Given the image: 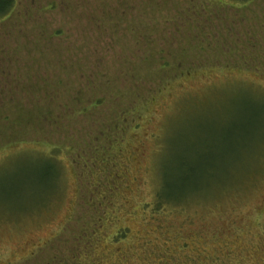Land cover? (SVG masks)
Listing matches in <instances>:
<instances>
[{
  "label": "rangeland",
  "instance_id": "1",
  "mask_svg": "<svg viewBox=\"0 0 264 264\" xmlns=\"http://www.w3.org/2000/svg\"><path fill=\"white\" fill-rule=\"evenodd\" d=\"M17 2L0 22V264H264V0ZM185 151L217 192L151 222Z\"/></svg>",
  "mask_w": 264,
  "mask_h": 264
},
{
  "label": "trees",
  "instance_id": "2",
  "mask_svg": "<svg viewBox=\"0 0 264 264\" xmlns=\"http://www.w3.org/2000/svg\"><path fill=\"white\" fill-rule=\"evenodd\" d=\"M232 1L236 4L238 3L239 5H245L249 3L250 0ZM17 5V0H0V22L9 18L12 12L16 9ZM252 87L250 88L255 93L252 98L255 97L254 99L264 101V91L259 92L261 94L256 95L257 93ZM183 153L184 155H180L178 158L175 157L173 168H170V165H167V169L165 170L163 176L160 177L158 175L160 177V181L158 189L154 195V201L151 203L152 212L150 214H144L146 217L149 216L151 222H155L156 219L162 220L168 212L178 213L180 211V213L185 215V217L194 215L198 210L195 207L193 210L189 209V201L194 198H204L211 195V193L217 192L213 191L216 190L217 187L208 186V181H210L211 178H214L215 175L211 171L205 169L206 165L199 164L198 166H194L188 162V159L190 160L191 157L190 153L188 151ZM257 153L261 154L259 150ZM260 156L262 155H259V157ZM246 169L247 168H241V173L244 174ZM227 176L228 175L225 177ZM222 186V189L233 187L232 175L226 179L224 185ZM98 263L99 262L94 260V263L92 264Z\"/></svg>",
  "mask_w": 264,
  "mask_h": 264
}]
</instances>
